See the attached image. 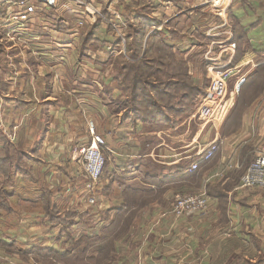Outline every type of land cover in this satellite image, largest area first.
<instances>
[{
  "label": "crops",
  "instance_id": "0c3cea01",
  "mask_svg": "<svg viewBox=\"0 0 264 264\" xmlns=\"http://www.w3.org/2000/svg\"><path fill=\"white\" fill-rule=\"evenodd\" d=\"M208 1H106L108 15L120 12L129 27L141 19L149 25L145 49L160 39L185 65L170 76L169 84L177 89L168 85L164 100L157 95L150 103L155 110L144 111L150 116L123 106L130 104V97L120 61L128 50L123 52L111 19L97 23L91 43L82 36L71 48L64 44L71 27L49 24L48 35L56 34L58 48H64L60 55L48 45L47 53L32 45L25 55H17L0 35V116L12 118L10 131L0 118V264H37L35 254L52 249L61 255L72 249L81 258L57 264H231L238 263L245 244L261 252L253 240H264V190L242 188L241 178L250 161L264 151V47H259L264 44V0H227L217 12ZM229 40L236 42L235 50L220 51ZM210 62L234 69L233 80L244 77L243 86L249 79L253 88L261 81V91L251 97L236 94L220 127L202 124L197 131L195 109H186L189 94L180 96L178 89L186 94L190 86L206 90ZM180 73L187 86H178ZM87 90L94 94L90 100L95 131L107 143L102 177L106 200L100 206L99 196L83 195L92 213L70 207L67 199L72 194L19 191L25 184L37 189L42 181L32 177V170L24 173V165L43 168L45 176L60 169L61 176L73 178L68 181L85 183L76 153L91 135L78 123L83 109L77 104L82 105ZM1 105L10 110L2 111ZM214 141L220 142L218 152L191 172ZM11 165L15 170L5 172ZM57 182L63 186L60 176ZM204 190L210 202L205 214L181 219L167 214L177 196ZM41 201L42 210L28 207ZM243 261L258 262L244 256Z\"/></svg>",
  "mask_w": 264,
  "mask_h": 264
},
{
  "label": "built area",
  "instance_id": "2783aa9c",
  "mask_svg": "<svg viewBox=\"0 0 264 264\" xmlns=\"http://www.w3.org/2000/svg\"><path fill=\"white\" fill-rule=\"evenodd\" d=\"M226 2L227 0L208 1L215 12L224 9ZM96 4L95 0H92L90 4L86 3L85 0H0V33L6 43H12V47L22 43L30 48L32 46L31 37L39 34L35 29H30V24H39L46 28L49 24L57 25L61 22L71 27L68 32L69 40L64 42L66 47L71 48L73 42L80 37L84 26L88 23L95 24L102 17L101 8ZM65 12L77 19L74 24L69 21V17L64 15ZM112 12H114V32L121 40L125 53L129 24L120 12L113 10ZM56 45L60 47L61 44L56 42ZM220 46L222 51H227L230 48L235 50L236 48L234 43L228 46L226 43H222ZM207 56L210 57V53ZM208 71L211 75L210 83L197 98L195 116L203 125L220 127L228 114L229 86L231 78L235 75V70L229 66L223 67L210 62ZM244 81L245 78L242 77L236 82L235 89L237 91ZM90 133L92 136L90 144L83 146L78 152L79 156L83 157V167L88 178V185L92 188L99 182L104 173L106 164L104 150L107 148V143L104 137L95 131L93 123H91ZM219 148L220 142L210 143L201 158L192 164L189 170L191 172L196 171L200 163L211 160ZM241 187L244 189H264V151L256 155L243 174ZM209 203L206 192L181 194L176 197L169 213L177 219L193 214L203 215L207 212Z\"/></svg>",
  "mask_w": 264,
  "mask_h": 264
},
{
  "label": "rangeland",
  "instance_id": "374dc122",
  "mask_svg": "<svg viewBox=\"0 0 264 264\" xmlns=\"http://www.w3.org/2000/svg\"><path fill=\"white\" fill-rule=\"evenodd\" d=\"M91 1L92 0H85V2L88 3V4H90ZM100 1H102V0H95V3L98 4V3H100ZM106 1L105 2L103 1L102 3H100V5L96 4L97 6H99L101 8L102 17H100L95 24H90V23L86 24L84 26V29H83L80 37H82V36L87 37V36L92 35L97 23L99 21H101V20H104L103 18H105V17H107V19H111V21H114V12L110 11L109 15L107 13L108 10H107V6H106ZM61 6H62V4H61ZM261 14L264 16V9H263V11H261ZM64 15L67 16V18L69 17L68 18L69 21L71 23H73V24L77 20L71 14H69L67 12H65ZM122 17L124 18V16H122ZM52 26H54V25H52ZM44 27H41L39 24H30V29H35L36 31L39 32V34L37 36L35 35V37H31V39H30L31 45H33L37 50H40V51L41 50L45 51V49H46V47L48 45L50 48H53V51H54L55 55H60L64 48H58V46L56 45L57 41L55 40L56 39L55 37H58V36L56 34H54V37H50L48 35L49 34V30H50L49 25L46 28H44ZM129 29H130V27H129ZM262 31H263V34H264V24H263V30ZM127 32H128V36H129L130 30H128ZM211 33H214V31H212ZM0 35H1V33H0ZM262 36H263L262 39H264V35H262ZM1 42L6 43V40H3ZM60 42H62V41H60ZM9 43H10V45H12L11 42H9ZM231 43L236 44V42H234V41L232 42L231 40H229V42H226V44H228V45L231 44ZM259 47H264V44L263 45L260 44ZM13 48H16V49H13L12 51H14L17 55L22 54V53L25 55L26 54V50L25 49H29L25 44H22V43L18 44L17 46H14ZM50 48H48V49H50ZM126 50H127V42H126ZM220 51H221V47H220ZM45 53H47V52L45 51ZM51 54H53V53H51ZM135 58H136V56H135ZM137 58H138V55H137ZM126 59L121 60L120 62L122 63V62L125 61V62L130 63V61H132L134 58L133 57L130 58L129 52H128V56L126 57ZM136 64L137 65L141 64L142 65V69L135 70L137 68V66L135 67V69H130L128 71V73H127V80L128 81L126 80L127 81L126 84H130V78L134 79L135 76H137L138 78L142 76V80H143V55L141 57V60H137L136 61ZM196 66L198 67L199 63H196ZM231 80L232 81H231V84L229 86V93H228V102H230V99L233 98L236 94H237L236 96H245L246 95V97H251L253 94H256V95L259 94L260 91H261V87H258L259 84H261V81H259L258 86L253 88L254 83L252 82L251 79H249V80H247L245 82L244 86L241 89L239 87V90L237 91L235 89L236 80L234 81L233 78H231ZM204 81H205V79H204ZM256 85H257V83H256ZM138 86H139V84H138ZM137 90H140V89L138 88ZM9 91H10V89H9ZM141 92H142L141 95L136 96L135 99L133 98V100H138L140 102H135V101L132 100V98H130V104H125L123 106L130 107L131 105H133V107H138V108H142L143 109V89L142 88H141ZM236 92H238V93H236ZM10 95H11V92H10ZM90 96H94V94H92L91 91L87 90L86 93L84 94V99L81 98V99H83L82 105L76 103L78 105L79 109L80 108L83 109V110H81L82 114H83L82 115L83 118L80 121H78V123L80 125H84L86 127V129L89 131V133L91 131V123H92V117H91L92 116V105H91ZM242 105L245 106L244 104H242ZM9 106H11V105H8V107ZM1 107H2V111H4L5 109H7V111L10 110V108H7V106L5 108V105H1ZM196 107H197V99H196L195 103H192V102L190 103V110L192 108L195 109V112H194L195 114H196ZM228 107H229V103H228ZM1 115L3 116V120H2L3 124L7 125V129H8V131H10L9 123H11L10 120L12 118H10V119L8 118L7 121H6V119L4 118V114H1ZM2 116H0V118H2ZM201 125H202V123H200L198 121L197 117H195V126H196L197 131H200V128H201L200 126ZM90 135H91V133H90ZM12 139H16V137L13 136ZM91 140H92V136H90V141L85 143L83 146L89 145ZM83 146H81L78 149V151ZM138 150L139 149L134 148V153L138 152ZM78 151L76 153V156H77L76 160L79 161V162H82V164H83V162H84L83 161V157L81 155L79 156V152ZM105 151L107 152V150L106 149L104 150V155H105ZM105 157H106V155H105ZM129 160H131V159H129ZM252 161H250L249 165L251 164ZM7 168H9L10 171L11 170H15V166L14 165L6 167L5 170H4L5 172L7 171ZM31 170H32V174H31ZM54 170L56 171V173L51 175V176L49 175L50 176L49 177V176H45V174L47 172H45V170H43V168H35V169H33V168L28 167L27 165H24V168H23V172L24 173L31 174L34 179L42 177V181L39 184L36 185L37 189H34L33 187H31V185L27 187V185L25 184L24 186H22L19 189V191H22L23 193L25 192V193L29 194V193L32 192V189H33L34 192H43L44 191L45 194L50 193V191H56V193L58 195L59 194L62 195V193L72 194V195H74V197H72L71 199H67L68 200L67 203L69 204V206L70 207L80 208V209H83V208L85 209L86 208V209H88L89 213L93 212V208L92 207H90L92 209L89 208V206L86 204L85 199H83V195L85 197H88L87 195H89V196L90 195H94V196H96V198H97V196H99L98 205H100V206L106 200L105 193L102 194L103 188H104V181H102L103 175H102L101 179L99 180V182H97L92 188H90L89 185H88V178H87V175H86V173L84 171V167H83V171H81V172L79 171L80 172V176L82 177V178L80 177V179H84V181H85L84 184H82L81 180H79L77 178H76L77 182L72 183V182L68 181V178H70L72 181H73V178L71 176L67 177L66 176L67 173H64L63 176H61L62 174H61V172H59L60 169H54ZM104 171H105V168H104ZM58 176H60L61 184L63 186H58V182H57ZM48 183H49V185L51 187H53L54 190L53 189L50 190V189H46L45 188V184H46V187H49ZM70 183H71V186L67 185V184H70ZM261 190H264V189H261ZM81 192H83V194ZM202 192H206V191L204 190ZM202 192H199V191L186 192L184 194H197V193L199 194V193H202ZM31 194H34V193H31ZM97 200H98V198H97ZM136 203H139V201L132 200V204H136ZM22 207L23 208H27V209H29L28 207H35V209H37V210H42L41 207H44V203L41 201L40 204H38V205L28 204V207L27 206H22ZM167 214H170V213H167ZM92 220H95V219L93 218ZM253 242L256 244V246L259 245V247H260L259 249H261V252L258 254L257 250H254V249L252 250L251 247L249 248V246H247L245 244L244 250L242 251L243 255L241 256V258H239V257L237 258L238 263H236L235 262L236 260H234L231 264H235V263L236 264H240V263L246 264L247 263L246 261L241 262V259H243V256L245 257V260L246 259L258 260V262L256 264H264V240L262 241V240L254 239ZM37 264H46V263L39 262Z\"/></svg>",
  "mask_w": 264,
  "mask_h": 264
},
{
  "label": "trees",
  "instance_id": "16d2710c",
  "mask_svg": "<svg viewBox=\"0 0 264 264\" xmlns=\"http://www.w3.org/2000/svg\"><path fill=\"white\" fill-rule=\"evenodd\" d=\"M149 25H147L143 19L138 20V22H136L135 24H131L130 26V33L129 36L126 39L127 42V50L129 52V56L130 58H134L132 61H130V63L128 62H120L121 67H122V71L120 72V76L122 78V80H124V84H125V88L127 90L128 96L130 98L135 99L136 96L141 95V88L143 89V109L142 108H138V107H133V105H131L129 107V109L131 110V112H136L139 113L141 112L143 116H150L145 115L146 110L148 111H154L155 109H151L149 107L150 103L153 102V100L156 99V96L158 95L160 98V101L164 100V96L163 94L167 93V86H171L172 90L175 91L177 89V85H170V81H171V75L173 73H177L178 72V67L185 68V65L181 62V65L179 63L178 60H176L172 54V48H169L167 45H165L164 43L160 42V39L158 40V38L156 36H153L154 39H157L158 42L155 43V41H153V44L150 45H146V49L144 46V36L146 35L147 31L149 30ZM93 41L92 39V35L85 37V43H91ZM160 54V57H155L156 54ZM138 55V58H137ZM143 55V67H147V69H143V80H142V76L141 77H137L135 76L134 79L130 78V84H126L127 80V73L130 69H135V67L137 66V69H142V65H137L136 61L137 60H141V57ZM136 56V58H135ZM161 64H163V66H161ZM158 66L160 67V69H158L157 73L155 70V67ZM154 67V68H153ZM181 72V71H180ZM183 73L178 74V77L180 79V85H184L187 86L188 82L187 80L183 77ZM184 78V80H183ZM127 80V81H126ZM138 82V83H137ZM139 84V86H138ZM191 85V83H190ZM192 86H190L189 88V92L186 94V90L178 89L180 92V96L182 95V93L184 95H188L190 97V102L189 107H187V110H190V103L191 100H193V96L194 98L197 99V97L205 91V89H201L200 87L196 86L195 88H191ZM243 87V84L240 86V89ZM140 90H137V89ZM183 90V91H182ZM140 91V92H139ZM192 91L194 92V95H192ZM170 98H167L165 101H167ZM135 102H140L138 100H133ZM170 104H165V106H169ZM187 106V104H186ZM142 116V118H143ZM144 119V118H143ZM148 121L150 119H147ZM146 120V121H147ZM106 166V164H105ZM249 167V166H248ZM247 167V168H248ZM247 168L245 169V171L247 170ZM244 171V172H245ZM242 172V173H244ZM76 251H73L72 249H70L68 252H66L64 255H61L60 253H58L56 250L52 249V250H41L38 253L35 254V258L37 260V262H41V263H48V264H57V262H60L62 260H70V261H76L78 259L81 258H76Z\"/></svg>",
  "mask_w": 264,
  "mask_h": 264
}]
</instances>
